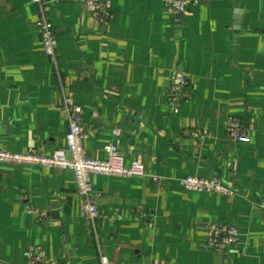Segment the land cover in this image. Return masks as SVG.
Instances as JSON below:
<instances>
[{
    "label": "crops",
    "instance_id": "1",
    "mask_svg": "<svg viewBox=\"0 0 264 264\" xmlns=\"http://www.w3.org/2000/svg\"><path fill=\"white\" fill-rule=\"evenodd\" d=\"M48 1L58 64L39 7L0 0V150L66 148L81 107L87 155L116 144L147 173L92 174V222L73 170L0 162V264H264V0H196L180 16L163 0H101L104 20L88 0ZM176 73L190 96L174 107ZM230 116L249 140L229 133ZM188 176L235 194L188 189ZM214 222L237 229L236 247H206Z\"/></svg>",
    "mask_w": 264,
    "mask_h": 264
},
{
    "label": "built area",
    "instance_id": "2",
    "mask_svg": "<svg viewBox=\"0 0 264 264\" xmlns=\"http://www.w3.org/2000/svg\"><path fill=\"white\" fill-rule=\"evenodd\" d=\"M31 1L39 7L41 12V16L36 22V27L39 30L46 53L54 59L55 64H58L56 59L57 35L47 14V5L50 1ZM163 1L170 12L180 16L196 0ZM109 5V2L101 0L87 1L88 9L102 20L106 19L110 14ZM187 84L188 76L186 74L176 73L173 76L169 99L174 107H177L181 100L189 98L190 94L186 90ZM65 102L69 108L70 98L67 97ZM94 114L97 115V112ZM67 117L69 131L66 136V148L57 149L51 154L46 153L39 147L30 148L23 152L0 150V162L40 164L51 168L59 167L73 170L76 176L78 194L82 198L83 214L90 221L96 222L100 217V213L97 202L94 199L95 191L92 184V174L99 173L121 177L145 176L147 173L146 165L138 159L132 160L131 163L127 164L125 156L116 144L106 146L107 159L100 160L89 157L84 148V139L87 136V132L82 126L84 122L83 109L81 107L69 108ZM227 128L229 133L239 141L250 139L244 122L236 116L229 117ZM115 134H117V131H115ZM181 183L184 187L191 190L218 192L225 195L235 194V191L226 186L219 178L207 179L188 176L181 179ZM238 241L239 233L233 225L227 222H214L209 228L206 247H211L216 252H222L236 247ZM26 254L34 261L42 260V255L37 254L34 250H30ZM97 264H111V262L106 254H101Z\"/></svg>",
    "mask_w": 264,
    "mask_h": 264
}]
</instances>
